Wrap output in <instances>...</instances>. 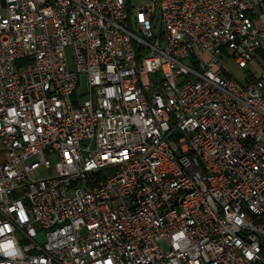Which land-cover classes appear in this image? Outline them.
<instances>
[{
	"label": "built area",
	"instance_id": "obj_1",
	"mask_svg": "<svg viewBox=\"0 0 264 264\" xmlns=\"http://www.w3.org/2000/svg\"><path fill=\"white\" fill-rule=\"evenodd\" d=\"M135 10L0 0V264H264V0Z\"/></svg>",
	"mask_w": 264,
	"mask_h": 264
},
{
	"label": "rangeland",
	"instance_id": "obj_2",
	"mask_svg": "<svg viewBox=\"0 0 264 264\" xmlns=\"http://www.w3.org/2000/svg\"><path fill=\"white\" fill-rule=\"evenodd\" d=\"M148 0H131V16H134L136 13V6L139 4H144L146 3ZM134 30L138 31V27L137 26H133ZM68 62H69V66L72 67L73 66V56H72V52L71 49H68ZM262 62L264 63L263 59ZM220 64L223 66L224 70L231 76L243 81L245 80L248 76H259L260 73L263 70L262 65L257 61V60H252L251 63L246 67V68H242L238 65V63L231 57L228 56H220ZM81 81L79 84V87L76 89L75 92V97L78 96V93H84L88 86H87V81H86V76L83 75L81 76ZM84 95V94H82ZM42 173L41 171H37L36 175L40 176Z\"/></svg>",
	"mask_w": 264,
	"mask_h": 264
},
{
	"label": "crops",
	"instance_id": "obj_3",
	"mask_svg": "<svg viewBox=\"0 0 264 264\" xmlns=\"http://www.w3.org/2000/svg\"><path fill=\"white\" fill-rule=\"evenodd\" d=\"M254 60H257L261 65H262V67H264V63L262 62V56L261 55H257L256 57H255V59ZM264 61V60H263ZM249 77V76H248ZM247 79V78H246ZM245 79V80H246Z\"/></svg>",
	"mask_w": 264,
	"mask_h": 264
},
{
	"label": "trees",
	"instance_id": "obj_4",
	"mask_svg": "<svg viewBox=\"0 0 264 264\" xmlns=\"http://www.w3.org/2000/svg\"><path fill=\"white\" fill-rule=\"evenodd\" d=\"M128 5H129V7H131V0H128ZM259 55H261L262 56V59L264 60V53L263 52H259ZM253 76L251 75V78H252ZM247 79H249V77H247Z\"/></svg>",
	"mask_w": 264,
	"mask_h": 264
}]
</instances>
